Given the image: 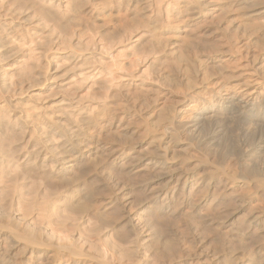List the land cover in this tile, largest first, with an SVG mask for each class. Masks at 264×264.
Wrapping results in <instances>:
<instances>
[{"label": "bare ground", "instance_id": "bare-ground-1", "mask_svg": "<svg viewBox=\"0 0 264 264\" xmlns=\"http://www.w3.org/2000/svg\"><path fill=\"white\" fill-rule=\"evenodd\" d=\"M0 13L29 27L15 40L0 27L14 88L44 40L76 51L53 61L48 160L3 167L0 264H264V0H0Z\"/></svg>", "mask_w": 264, "mask_h": 264}, {"label": "rangeland", "instance_id": "rangeland-1", "mask_svg": "<svg viewBox=\"0 0 264 264\" xmlns=\"http://www.w3.org/2000/svg\"><path fill=\"white\" fill-rule=\"evenodd\" d=\"M8 16V17H6ZM4 17V15L2 16V13H0V27L3 28V26L7 29H13L14 28V34H13V37L14 38L13 40H15V38H19L21 37V35L23 36L24 33L29 29V27L25 26L24 23H22V20L20 19V17L16 18V16H11L13 19H11L10 15H6ZM15 17V19H14ZM21 21V22H20ZM8 22V23H7ZM95 22H98L95 21ZM4 23V24H3ZM12 23V25H11ZM14 23V24H13ZM2 24V25H1ZM23 24V25H22ZM7 25H9L7 27ZM15 25V26H14ZM21 25V26H20ZM20 26V27H19ZM24 26V27H23ZM22 27V28H21ZM27 27V29H26ZM5 28H3V30H5ZM17 28L16 31H19L21 30V32L19 31L18 33H16L15 29ZM6 29V30H7ZM24 31V32H23ZM69 32V31H68ZM23 33V34H22ZM70 33V32H69ZM16 34V35H15ZM19 34V35H18ZM11 36V35H10ZM19 36V37H18ZM74 39V38H73ZM48 41V42H47ZM70 42L69 44L70 45H74L75 41L70 39ZM14 42H15V45H14ZM12 42L13 43V46L12 47H15L18 43H16V41ZM59 43V44H57ZM62 42H55V43H52L50 42L49 40H44V45L42 46V49L40 50V54L41 57L39 59V61L37 62H33V67L32 68H29L28 70H26L25 72V75L23 76V79L22 81H24L22 84L24 88L22 87H16L14 88L12 84V82L15 80L16 77H13V75H11L13 72L12 71H6L7 70V66L6 65V62L1 61L0 59V85L2 86V88L4 87H8V89L11 87V93H8L5 95V100L6 102L4 101L3 98L0 99V198L2 196H4V194H6L8 191H9V184L6 182V179H4L3 177V173L4 171L7 172L8 170V173H6V177L10 176L13 174L12 171L9 172L10 170V165H7L10 164L11 162L17 160V158L19 159H30V162H32L33 160H35V158H41L43 159L44 157V161L48 160V157L50 156L48 152V149L50 147V149H52L53 145V142H55L56 140H58V138L56 139V136L54 139H49L47 141V135H50V124H52V122H54L57 118L59 117H56L57 116V113H53L54 112V106L51 104V103H54L56 100L58 99H61L63 97V95L61 93H57L58 89L59 88V83H61L59 81V79H56L55 78L53 79L52 76H54L53 74H56V73H53L54 70L52 69V65L54 62H61L64 63L65 65L68 63V60L66 58H68L70 56V54H74L76 51L75 49H73V45L71 46L70 48V45L68 44H64L65 42H63V44H61ZM67 43V42H66ZM54 44V45H53ZM61 44V46H60ZM67 45V48L66 46ZM57 46V47H56ZM59 46V47H58ZM69 46V47H68ZM63 47L65 48L63 51ZM62 48V49H61ZM75 48V47H74ZM67 49V50H66ZM71 49V50H70ZM24 51V49L22 48V52ZM73 51V52H72ZM71 52V53H70ZM69 53V54H68ZM24 55V54H23ZM47 55V56H46ZM65 55H68V56H65ZM46 57V58H45ZM56 59H55V58ZM59 59H58V58ZM62 57V58H61ZM66 57V58H65ZM0 58H1V54H0ZM65 59L67 60V62L65 61ZM21 60H25V58H22ZM64 60V61H63ZM54 61V62H53ZM66 62V63H65ZM34 64L36 66H34ZM64 64H62L63 66H65ZM38 67V68H37ZM16 72H19L18 70ZM22 73V72H21ZM24 73V72H23ZM53 73V74H52ZM3 74H5L4 76H2ZM25 79V80H24ZM47 79V80H46ZM53 79V80H52ZM50 80V81H49ZM35 81V82H34ZM39 81V82H38ZM46 81V82H45ZM41 82V83H40ZM21 84V85H22ZM39 84V85H38ZM42 84V85H41ZM4 86V87H3ZM32 86V87H31ZM53 87V88H52ZM22 89H28L26 90V94L24 93V90ZM23 92H21V91ZM56 92H54V91ZM10 92V89L8 90ZM33 91V92H32ZM50 92V93H49ZM53 92V93H52ZM55 93V94H54ZM79 93V94H78ZM83 92L80 91V90H76L75 92V96H79L80 94H82ZM12 94V96L9 98V96ZM15 96H14V95ZM40 94V96H39ZM46 94V96H45ZM48 94V96H47ZM51 94V95H50ZM8 95V96H7ZM21 95V96H20ZM43 95V96H42ZM56 95V97H54ZM53 97V98H52ZM80 97V96H79ZM34 98V99H33ZM43 98V99H42ZM3 99V100H2ZM45 99V100H44ZM9 102V103H8ZM8 103V104H7ZM6 104V105H5ZM22 104V105H21ZM9 106H13V108L16 106L18 107L19 106V109L20 108H23V112H21L19 114V109L16 108L14 109L15 111H12V112H9L7 111L6 113V110L8 108L9 110ZM52 105V106H51ZM51 106V108H50ZM25 107V108H24ZM256 107H253L252 109L255 110ZM18 109V111H17ZM42 109V110H40ZM248 109H250V107H248ZM246 109V110H248ZM257 109H259V111L261 110H264V105L263 106H260V107H257ZM47 112V113H46ZM3 113V114H2ZM36 115H35V114ZM40 113V114H39ZM6 114V115H5ZM9 114V115H8ZM39 116H38V115ZM54 114V115H53ZM18 117H17V116ZM21 115V116H20ZM28 117H26V116ZM17 117V118H16ZM19 117H21L19 119ZM54 119V120H53ZM31 120V121H30ZM33 120V121H32ZM46 120V121H45ZM52 120V121H51ZM17 121V122H16ZM19 121L22 122L23 124L19 125ZM27 123H26V122ZM30 121V122H29ZM37 121V122H36ZM43 123H42V122ZM48 121V122H47ZM218 121V120H216ZM8 122V123H7ZM32 122V124H31ZM35 125H33L34 123ZM215 122V120H214ZM225 122V121H224ZM222 122V123H224ZM30 123L28 126L27 124ZM39 123V124H38ZM9 124V126H8ZM42 124V125H41ZM255 124V122L251 123V126L249 127V129ZM3 125V126H2ZM7 126V127H6ZM25 128H24V127ZM16 127V128H15ZM35 127V128H34ZM195 131H197V134H205V127H204V122H199L197 123L195 126ZM6 128V129H5ZM21 128V129H20ZM37 128V129H36ZM41 128V129H40ZM5 129V130H4ZM8 129V130H7ZM28 129V130H27ZM249 129H242V131L245 130V132L248 133L250 132ZM251 129L255 130V126L252 127ZM15 130V131H14ZM34 132H33V131ZM49 130V131H48ZM3 131V132H2ZM22 131V132H21ZM24 131V132H23ZM49 133H47V132ZM8 133V134H7ZM14 133V134H13ZM29 133V134H28ZM36 133V134H35ZM38 133V134H37ZM34 134V135H32ZM8 135V136H7ZM40 135V136H39ZM46 135V137L44 136ZM32 136V137H31ZM42 136V137H41ZM219 137L218 140H214L212 141L211 143H216L218 141V144L223 141L224 139H221V138H225V133H221L220 135H218ZM222 136V137H221ZM31 137V138H30ZM51 137H54V136H51ZM36 138V139H35ZM20 140V141H19ZM43 140V141H42ZM258 141V140H257ZM256 141V145L259 143V141L257 142ZM32 142V143H31ZM41 142V143H40ZM48 144H44V143ZM57 142V141H56ZM51 143V144H50ZM53 144V145H52ZM22 145V146H21ZM40 145V146H39ZM42 145V146H41ZM50 145V146H49ZM45 146H48V149L47 147ZM52 146V147H51ZM4 147V148H3ZM45 148V150H44ZM18 149V150H17ZM20 149V150H19ZM28 149V150H27ZM17 150V152H16ZM23 150V151H22ZM3 151V153H1ZM15 151V152H14ZM7 153V154H6ZM18 153V154H17ZM2 154V155H1ZM4 154V155H3ZM7 155V156H5ZM13 156V159H11V157ZM37 155V157H36ZM261 154H259L260 156ZM10 158H9V157ZM31 156L33 158H31ZM29 157V158H28ZM261 157V156H260ZM37 158V159H38ZM10 159V160H9ZM8 161V162H7ZM4 163V164H2ZM12 164V163H11ZM7 165V166H6ZM4 166L8 167L5 169L3 168ZM4 169V171H3ZM2 172V173H1ZM3 178V179H2ZM7 185V187H6ZM6 187V188H5ZM6 189V191H4ZM4 191V192H3ZM19 196H23L22 192L20 193ZM29 198V197H28ZM23 199L24 201H26V197L23 196ZM26 199V200H25ZM29 200V199H28ZM27 200V201H28ZM8 213H5L4 216L7 218V221H10V222H15V223H23V226H33L35 229H43V232L44 234H49L51 231L50 229L45 226L41 227V225L39 226L38 223L33 224V222L31 223V221H28L27 218H24L20 212H17L15 210H7ZM10 211V212H9ZM10 213V214H9ZM9 215V217H8ZM24 218V219H23ZM15 220V221H14ZM13 223V224H15ZM17 223V224H18ZM27 224V225H25ZM16 225V224H15ZM22 226V225H21ZM51 234V233H50ZM75 236V234H74ZM76 237V236H75ZM79 242H76L77 244L79 245H82V249H85L89 252H93L94 254L98 255L99 252H102L104 253L105 255V258L108 259L109 262H112V259L109 255H107L106 251H105V248L101 246V243L99 241H96V240H91V241H85L84 239L82 240H78Z\"/></svg>", "mask_w": 264, "mask_h": 264}]
</instances>
